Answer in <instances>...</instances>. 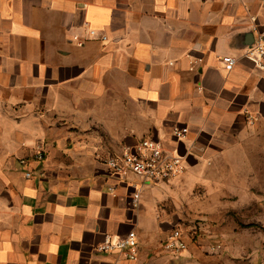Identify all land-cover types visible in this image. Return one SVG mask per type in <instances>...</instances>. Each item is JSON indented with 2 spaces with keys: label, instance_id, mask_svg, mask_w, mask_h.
<instances>
[{
  "label": "crops",
  "instance_id": "1",
  "mask_svg": "<svg viewBox=\"0 0 264 264\" xmlns=\"http://www.w3.org/2000/svg\"><path fill=\"white\" fill-rule=\"evenodd\" d=\"M259 35L264 0H0V264H264V218L242 220L226 192L259 180L214 182L224 190L209 216L227 222L207 238L184 232L174 254L163 244L178 227L155 196L165 182L106 163L153 139L189 166L205 139L238 133H255L264 155V71L243 56ZM131 230L135 262L97 250ZM247 230L256 238L243 241Z\"/></svg>",
  "mask_w": 264,
  "mask_h": 264
},
{
  "label": "rangeland",
  "instance_id": "2",
  "mask_svg": "<svg viewBox=\"0 0 264 264\" xmlns=\"http://www.w3.org/2000/svg\"><path fill=\"white\" fill-rule=\"evenodd\" d=\"M259 137L255 133L241 134L221 140L205 139L206 148H198L192 158L191 165L184 162V169L181 173L158 185L157 206L159 210L166 214L168 222L174 227L177 226L190 237L201 235L207 238L208 229L213 230V226L222 224L227 220L213 219L209 216L215 210L212 195L216 191H223V188H215L213 185L217 181H238L244 180L248 183L259 180L262 184L257 188L254 186L243 188H228L233 206H241L240 218L244 221H254L264 218V155H253L254 147L258 145ZM264 144V135L263 140ZM260 144V143H259ZM209 148H230L233 151L227 155H212ZM258 165L260 170L255 172L253 166ZM234 191H238L235 194ZM239 196H242L240 199ZM241 201L242 204L238 203ZM229 222L242 223L237 212L233 210L228 213ZM227 219V217H226ZM260 226L259 224H256ZM255 226V225H254ZM251 230V229H250ZM246 236L242 240L255 239L256 235L247 230Z\"/></svg>",
  "mask_w": 264,
  "mask_h": 264
},
{
  "label": "built area",
  "instance_id": "3",
  "mask_svg": "<svg viewBox=\"0 0 264 264\" xmlns=\"http://www.w3.org/2000/svg\"><path fill=\"white\" fill-rule=\"evenodd\" d=\"M89 33L94 36L96 30L90 29ZM103 39H106V36H103ZM243 56L264 71V35H259L255 44L245 49ZM221 60L228 71H231L237 64V59L232 55H225ZM187 132V127H181L176 129L174 134L178 139H182ZM34 157L38 160L44 159L42 149H39ZM106 163L115 175L126 177L133 173L144 182L160 183L169 181L183 171L184 156L175 147L162 145L153 139H142L134 145L125 147L121 153L108 157ZM26 176L30 177L31 172H27ZM133 196L135 202H138L140 197L138 191H135ZM187 247L185 233L179 228L173 229L163 244L164 250L174 254L182 253ZM97 250L105 253L117 252L125 259L135 262L139 258L137 232L131 230L116 241L107 238L97 247Z\"/></svg>",
  "mask_w": 264,
  "mask_h": 264
},
{
  "label": "water",
  "instance_id": "4",
  "mask_svg": "<svg viewBox=\"0 0 264 264\" xmlns=\"http://www.w3.org/2000/svg\"><path fill=\"white\" fill-rule=\"evenodd\" d=\"M255 44V41L252 40L251 42H248V44L245 46V48L251 47Z\"/></svg>",
  "mask_w": 264,
  "mask_h": 264
}]
</instances>
